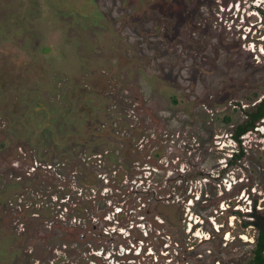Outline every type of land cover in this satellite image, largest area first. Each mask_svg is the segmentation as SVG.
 I'll return each mask as SVG.
<instances>
[{
  "label": "rangeland",
  "instance_id": "obj_1",
  "mask_svg": "<svg viewBox=\"0 0 264 264\" xmlns=\"http://www.w3.org/2000/svg\"><path fill=\"white\" fill-rule=\"evenodd\" d=\"M30 1L0 0V190L19 183L0 264H245L257 229L234 210L264 218V120L231 134L264 99V0H99L89 25L78 0ZM51 137L103 143L66 164Z\"/></svg>",
  "mask_w": 264,
  "mask_h": 264
},
{
  "label": "trees",
  "instance_id": "obj_2",
  "mask_svg": "<svg viewBox=\"0 0 264 264\" xmlns=\"http://www.w3.org/2000/svg\"><path fill=\"white\" fill-rule=\"evenodd\" d=\"M40 1L41 0H31L30 1V2L37 3V7H38L37 12L40 10L39 7L42 8L41 10L52 9V10L58 11L60 8H62V7L66 8V6H68V8H70V10H69L70 14H73L72 12H74V8H75V7H73V5L76 2V1H72V3H71V2H67L66 0H44L41 3ZM98 1L99 0H78V2H80L82 4L81 8H83V10H86V13H84L83 15L77 13L79 16L82 17L81 22H86L89 25L90 21H93V22H94V20L95 21L96 20L102 21V19L109 16L108 13L105 14L104 12L99 11L98 5H97ZM43 11L47 12L45 10H43ZM118 11H120V9ZM37 12H35V14H37ZM86 17H87V21H84L86 19ZM137 18L141 19L142 15H138ZM88 19H90V20H88ZM91 25H93V24H91ZM90 26H88V28H90ZM95 26L96 25H93L91 27H95ZM78 89L80 91H71L69 93V100L70 101H72V98H76L79 105L80 104L82 105L84 103L89 104V103L93 102V99L90 98V93L85 94L84 91H82V88H78ZM75 95H77V96H75ZM258 96L259 95L254 94L252 97L245 98L244 100L248 103H252L256 100V98ZM98 98H99V100H103L100 97H98ZM104 100L107 101L105 98H104ZM94 102H96V101L94 100ZM102 103L103 102H101V104L98 103L97 107L102 105ZM90 107H91V109L94 108L92 106H90ZM80 110H81V112H85L84 109H80ZM97 110H99V109H97ZM245 115H246L247 119L242 124L236 125L235 129L233 130V133H232V137L237 143H240L239 138L241 136H244L245 134H247L248 132L253 130L259 121L264 120V99H261L253 107H251V109L249 111H247L245 113ZM71 116H72V118L68 119L67 121H69L70 123H73L74 125L78 124V132H81V134H83V135H86L87 133L89 134V131L92 130L89 127L92 124L90 122H87V124L84 125L86 127L85 128L82 126L83 123L81 121L78 122V116L76 115V113L72 114ZM79 116H81V115H79ZM64 118H65V114L63 115V120H64ZM224 120L226 123H230V118L226 117V118H224ZM66 131H65V135L69 133ZM87 138L88 137H60V138L59 137H51L52 143L56 146L55 152H59L56 154L57 160H60L62 162L64 160V161H66V164L77 163V161L79 160V159H77L78 158L77 157V151H79V149H81V148H86V157L88 159L90 157H94V156L98 155L95 153L96 151L95 152L91 151V149H93V147H94L92 142H94L95 146H97V145L103 143V139H102L103 137H97L96 140H92V139L87 140ZM39 140L37 139L36 145H37V147H39L38 151H41L40 150L41 145L43 143H46V142L43 141L41 137H39ZM49 143H51V142H49ZM64 148H65V151L61 152L60 150H63ZM110 154H113V151ZM65 157H68V158L71 157V158L66 159ZM54 158L55 157H53V159ZM39 159H40V157H39ZM53 159H51V160L49 159L47 163L51 162ZM136 160H138V159H136ZM139 162H142V161H139ZM79 163H81V159H80ZM48 165H51V164H48ZM198 177H200V176H198ZM87 185H88V183H86L84 186H87ZM12 187H13V189H12ZM18 188H19V183H16V184L13 183L9 186H4V189L0 190V207L3 205V202H5V200L8 198V196L10 194H12L13 191H16ZM178 190L183 191L182 188H179ZM3 194H6L7 196L5 197V196H3ZM172 207L174 208V206H172ZM195 214L200 215L197 212H195ZM82 215H83L82 211L76 210V211H74V214L72 215V217H73V219H78ZM159 216L161 217L162 215H159ZM176 220L179 221L178 216H177ZM176 240L178 241V237L176 238ZM2 248H4V247H2ZM3 252L4 251H2L0 249V262L4 258L3 257L4 255H2ZM252 254H253V256L251 257V259L248 261L247 264H264V230L260 231L259 236L257 237V240L255 242L254 249L252 250Z\"/></svg>",
  "mask_w": 264,
  "mask_h": 264
},
{
  "label": "flooded vegetation",
  "instance_id": "obj_3",
  "mask_svg": "<svg viewBox=\"0 0 264 264\" xmlns=\"http://www.w3.org/2000/svg\"><path fill=\"white\" fill-rule=\"evenodd\" d=\"M246 135V134H245ZM243 136H241L240 138H239V140H240V143H237L234 139H233V137H232V134H231V140L234 142V143H236L237 145H241V143H242V138ZM233 155H231V157L229 158V160H228V163L226 164V167L222 170V173H224L225 171V173H224V175H223V177L221 178V180L222 179H225V177H226V175L227 174H229L230 173V171H231V168L233 167V165L238 161V160H241L242 158H243V156H244V154H245V152L243 151V149H241V150H239V152H238V154H235V153H232ZM242 181L243 180H241V181H239V182H233V183H230V187H228V189L226 190V189H224L225 190V192L224 193H222V196H224V198L221 200L222 202H224V204L226 203L227 204V206L229 207L230 206V204H231V208H235V207H237V206H239V204H236V203H231V202H227V201H229V199L228 198H226V193H228L227 195H229L231 192H233V190L235 189V186H237V184H240V183H242ZM233 184V185H232ZM240 193H238V195H239ZM235 196H237V195H235ZM243 197H244V195H243ZM243 197H240V199H242ZM249 198V196H247V199ZM255 205H256V203L254 202L253 203V205L252 204H250L249 205V208H250V211L249 212H245V213H242V210L241 209H236V210H234L235 212H234V214H236V215H238V216H241L242 215V217H244V216H247V217H250V218H252V220H249V221H247V222H245L244 223V228H247L248 226H254V227H256V229H257V231H256V235L254 236V240L252 241V242H249L251 245H250V247H251V249H250V255H249V257L247 258V260H246V263L245 264H247L248 263V261L251 259V257L253 256V254H252V250L254 249V246H255V242H256V240H257V237L259 236V233H260V231L261 230H264V218H259L257 215H255V214H253L252 213V209L253 208H255ZM219 206V205H218ZM219 209V208H218ZM220 211H223L224 213H226V212H228L227 211V209H224V210H221L220 209ZM190 212L191 213H195L196 211H195V209H194V207L193 208H191L190 209ZM231 212V211H230ZM223 213V214H224ZM197 217L199 216L200 217V215H196ZM198 217V218H199ZM189 220H191L192 221V219L190 218ZM222 229V228H221ZM182 230H185L184 228L182 229ZM184 232V231H183ZM225 233L226 232H224V230H222V233L220 234V238H218V239H220L222 242H225L226 241V238H225ZM241 239H242V237H240ZM239 238V239H240ZM179 242V241H178ZM248 242V241H247ZM178 245V244H177ZM217 255H222L221 253H218Z\"/></svg>",
  "mask_w": 264,
  "mask_h": 264
}]
</instances>
